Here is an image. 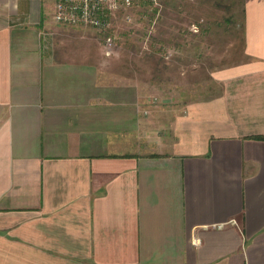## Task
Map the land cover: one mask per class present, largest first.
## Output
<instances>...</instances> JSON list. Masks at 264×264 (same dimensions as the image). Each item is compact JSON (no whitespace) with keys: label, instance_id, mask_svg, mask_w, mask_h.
I'll list each match as a JSON object with an SVG mask.
<instances>
[{"label":"crops","instance_id":"1","mask_svg":"<svg viewBox=\"0 0 264 264\" xmlns=\"http://www.w3.org/2000/svg\"><path fill=\"white\" fill-rule=\"evenodd\" d=\"M54 3L0 0V264H264V0H243L246 59L180 108Z\"/></svg>","mask_w":264,"mask_h":264},{"label":"rangeland","instance_id":"2","mask_svg":"<svg viewBox=\"0 0 264 264\" xmlns=\"http://www.w3.org/2000/svg\"><path fill=\"white\" fill-rule=\"evenodd\" d=\"M242 29L243 0H137L104 34L68 31L70 38L85 36L86 49L99 50L107 73L135 79L161 106L180 108L217 94L212 73L246 59Z\"/></svg>","mask_w":264,"mask_h":264},{"label":"built area","instance_id":"3","mask_svg":"<svg viewBox=\"0 0 264 264\" xmlns=\"http://www.w3.org/2000/svg\"><path fill=\"white\" fill-rule=\"evenodd\" d=\"M137 0H55L52 19L55 23L88 27L99 33H106L116 14L130 9ZM143 1V0H139ZM111 46V38L105 39Z\"/></svg>","mask_w":264,"mask_h":264}]
</instances>
